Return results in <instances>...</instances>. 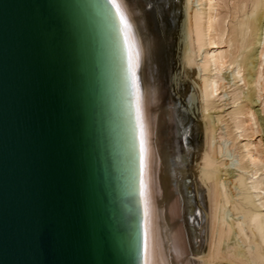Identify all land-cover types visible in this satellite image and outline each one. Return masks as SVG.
Here are the masks:
<instances>
[{
  "label": "bare ground",
  "instance_id": "obj_1",
  "mask_svg": "<svg viewBox=\"0 0 264 264\" xmlns=\"http://www.w3.org/2000/svg\"><path fill=\"white\" fill-rule=\"evenodd\" d=\"M230 2L232 22L227 27L219 9ZM115 3L131 26L133 51L139 52L138 114L120 13L113 0H97L126 226L130 228L131 219L136 218L135 263L264 264V182L254 181L248 187L242 175L230 178L229 184L219 176L221 168L228 166L225 157L231 150L226 148V130L216 129L215 123L222 124L220 117L214 122L208 114L225 91L223 69H230L231 78L245 87L253 85L258 99L264 93V0ZM223 44L227 51L222 50ZM201 52L202 62L196 64ZM175 63L188 80L186 95L196 103L189 111L194 121L179 97L171 94ZM251 63H255L253 71L248 67ZM233 95L232 106L239 99L237 93ZM262 106L264 110V99ZM227 115L234 120L236 132L244 125V118L236 121L237 116L257 124L248 106ZM191 132L198 141H190ZM263 145L259 139L257 144L243 146L246 151L240 160L245 162L239 169L251 168L254 178L264 168ZM241 245H246V252Z\"/></svg>",
  "mask_w": 264,
  "mask_h": 264
},
{
  "label": "water",
  "instance_id": "obj_2",
  "mask_svg": "<svg viewBox=\"0 0 264 264\" xmlns=\"http://www.w3.org/2000/svg\"><path fill=\"white\" fill-rule=\"evenodd\" d=\"M97 0H0V264H136Z\"/></svg>",
  "mask_w": 264,
  "mask_h": 264
},
{
  "label": "rangeland",
  "instance_id": "obj_3",
  "mask_svg": "<svg viewBox=\"0 0 264 264\" xmlns=\"http://www.w3.org/2000/svg\"><path fill=\"white\" fill-rule=\"evenodd\" d=\"M234 1H236V0H234ZM230 6H231V2L229 3V5H227V8L222 5V8L219 9L221 15L223 17L226 16L225 21H227L226 22L227 27H230V24L229 23L232 22L231 19H232L233 7L232 6L230 7ZM261 10H263V9H261ZM228 21H229V23H228ZM223 46L224 47L222 48V50L227 51L228 50L227 49V45H224L223 44ZM176 51L178 52V50H176ZM256 52H257V49L254 50L253 54H255ZM201 54H202V52H201ZM203 54L201 56H198V57L196 56V58H195V59H197V60H195V63L196 64L202 62V56H203ZM254 65H255V63H251L250 65H248V67L249 68L251 67V70L253 71L254 68H252V67ZM175 66H176V74L174 75V79H173V83H172V86L173 87L171 86V84H169V87H171V91H172L171 94L174 95V96L176 95L177 97H179L182 106L184 108H187L188 109V115H189V117H191L192 121H194V120H196L195 115L192 112L190 113L189 111H191L190 109H192L193 107L195 108L196 103H195V101L193 102L192 99L190 100V97H188V95H186V91L185 90H187V86L186 85H187L188 80H186L184 77H182L183 76L182 73L180 74V72H178L180 70L179 69V65L177 63H175ZM230 72H231L230 69H227V70L226 69H223L222 70L221 77H223V79L225 78L224 79V82H225L224 84H226V88L223 89V90H225L224 92H221V95L220 96L222 97V99H220V100L218 99L217 101H214L212 103V105L210 106L211 109L208 111L209 112L208 114H210V117H212V119H213L214 122L216 121L215 120L216 119L215 117H220L222 124L215 123V126H216V129L217 128H221L222 129V132H224L226 130L225 131L226 132L225 134L228 135V139H229V141L226 144V148L228 146V149L227 150H229V151L231 150V152L229 153V156L225 157V159H227L226 164L228 166L227 167H224V169L221 168L222 171L220 172L219 176L222 177V179H226L227 180L226 181L227 184H229L230 178H232L235 175H242L243 176V179H246V181H247L246 182V185L247 186L249 185L248 187H250L251 182L261 181V180H262V182H264V168H263L262 171H260L257 174V176H255V178L253 176L251 177V168H248V169H246V168L245 169H239V167L241 166V164H244V162H245V161L242 162V160H240L241 159L240 157L245 154V151L246 150L243 149V146L246 145V143L248 145L249 144H252V145L253 144H257L258 141H259V139L262 142V144L264 143V110H263V106H262V101L264 99V93L262 94V96L259 99L257 98V96H253V93H254L253 92V88H252L253 85L252 86L250 85L251 87L249 86V88L248 87H245L243 85L242 81L233 80L231 78V76H230V75H232ZM246 73H247V70L244 71V73H243L244 76L246 75ZM263 76H264V67H263ZM182 87H183V89H182ZM234 93H237L238 94V97H239L238 100L239 101L237 100L234 103L235 105L232 106V104L230 103V101L232 102V98L234 96L233 95ZM230 95L232 97H230ZM186 97H188L189 100L186 99ZM188 101H189V103H188ZM255 101H256V103H255ZM250 102H251V104H250ZM259 103H261V104H259ZM243 106H244V108H247V106H248V107H250L252 109V112H254V117H255V121L257 122V124L255 126L254 125H250V122L247 121L244 116H237L236 119H235L236 121H238V120L239 121H242L243 118H244V120H243L244 125H243L242 129H239L236 132V129H234L235 128V123L233 122L234 120L232 121V120H230V118H228L229 116L227 115V112L228 113H231V112H233V109L235 110L238 107H243ZM213 108H215V109H213ZM221 115H222V117H221ZM219 131L220 130L218 129L216 131V133L218 134ZM237 135H239V136H237ZM188 137H189L190 141L191 140H195V139L197 141L199 140L197 137L194 136V134L192 132L188 135ZM197 143H196V145H197ZM262 148L264 149V145H263ZM241 149H243V151ZM248 174H250V175H248ZM263 188H264V184H263ZM258 201L260 202V200H257V201L255 200L254 204L257 205ZM236 217L235 216H231L229 218L232 219V218H236ZM228 243L231 244L232 241H229ZM245 246L244 245H241L242 251H244V252H246L245 251L246 250ZM204 249H206V245L204 246Z\"/></svg>",
  "mask_w": 264,
  "mask_h": 264
},
{
  "label": "snow or ice",
  "instance_id": "obj_4",
  "mask_svg": "<svg viewBox=\"0 0 264 264\" xmlns=\"http://www.w3.org/2000/svg\"><path fill=\"white\" fill-rule=\"evenodd\" d=\"M113 6L116 8L117 12L120 13V20L124 26L125 35L128 38L129 52L131 54L130 59L132 61V76H133V81L136 84V89H137V113L139 114V96H140V93H139V85L136 82L137 81L136 71L138 69V64H139V52L133 51L134 44H133L132 36H131V26L129 25L127 19L125 18V16L121 12L120 6L115 3V0H113ZM142 129H143V124L141 122V130ZM141 135H142V132H141Z\"/></svg>",
  "mask_w": 264,
  "mask_h": 264
}]
</instances>
